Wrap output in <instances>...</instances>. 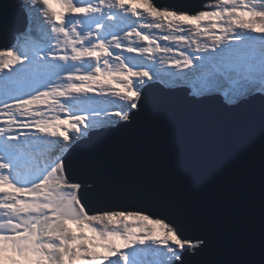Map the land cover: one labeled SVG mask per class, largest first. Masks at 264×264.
Wrapping results in <instances>:
<instances>
[{
    "label": "snow or ice",
    "instance_id": "obj_1",
    "mask_svg": "<svg viewBox=\"0 0 264 264\" xmlns=\"http://www.w3.org/2000/svg\"><path fill=\"white\" fill-rule=\"evenodd\" d=\"M21 7L30 24L0 48V264H184L206 241L151 210H93L65 154L91 129L132 122L142 86L161 74L157 58L194 99L264 98V0H208L194 12L154 0Z\"/></svg>",
    "mask_w": 264,
    "mask_h": 264
},
{
    "label": "water",
    "instance_id": "obj_2",
    "mask_svg": "<svg viewBox=\"0 0 264 264\" xmlns=\"http://www.w3.org/2000/svg\"><path fill=\"white\" fill-rule=\"evenodd\" d=\"M164 1L189 12L208 2ZM21 25L11 0H0V48ZM142 90L141 108L128 126L119 121L90 132L65 154L70 174L84 182V200L93 210H151L183 237L206 241L195 254H184V264H259L264 98L227 105L221 95L194 99L186 89L157 82ZM202 248L204 255L196 257Z\"/></svg>",
    "mask_w": 264,
    "mask_h": 264
},
{
    "label": "rangeland",
    "instance_id": "obj_3",
    "mask_svg": "<svg viewBox=\"0 0 264 264\" xmlns=\"http://www.w3.org/2000/svg\"><path fill=\"white\" fill-rule=\"evenodd\" d=\"M26 2V0H13L12 1V4L15 6V7H17V9H20V10H23V15H24V28L26 27V23H27V25H28V23H30V21H29V19H27V16H26V14H25V9H23L22 7H21V5L23 4V3H25ZM42 5H38V6H36V7H41ZM40 14H42L43 15V13L41 12ZM15 31H11L10 33H11V37L14 39V42H16L17 41V38H18V35L16 34V33H14ZM158 34V33H157ZM12 42V41H11ZM13 42V43H14ZM12 46V45H11ZM7 47H10V44L7 46ZM192 87H193V85H188V89H189V91H191L192 90ZM111 125V124H110ZM107 127H108V125L106 126V125H104V126H102V127H99V128H96V129H91V130H93V131H101V130H105V129H107ZM100 129V130H99ZM79 140V139H78ZM150 226H152V227H158V226H155V225H150ZM193 241H196V240H193ZM188 253H192L191 251H189Z\"/></svg>",
    "mask_w": 264,
    "mask_h": 264
},
{
    "label": "trees",
    "instance_id": "obj_4",
    "mask_svg": "<svg viewBox=\"0 0 264 264\" xmlns=\"http://www.w3.org/2000/svg\"><path fill=\"white\" fill-rule=\"evenodd\" d=\"M154 3H158L161 6H167L168 5V3L165 2L164 0H154ZM10 37H11V33L7 35V39L10 40ZM100 204L106 205V202H101ZM203 255H204V248H202L200 251H198V253H196V257L203 256Z\"/></svg>",
    "mask_w": 264,
    "mask_h": 264
},
{
    "label": "clouds",
    "instance_id": "obj_5",
    "mask_svg": "<svg viewBox=\"0 0 264 264\" xmlns=\"http://www.w3.org/2000/svg\"><path fill=\"white\" fill-rule=\"evenodd\" d=\"M11 2H12V1H11ZM223 101H224V103L227 104V105H233V104L228 103L225 99H223ZM127 210H130V209H127ZM131 210H136V209H131ZM153 218H164V219H165L164 216H157V215H154V214H153ZM184 238H185V239H190V240H197V239H193V238H190V237H187V236H184ZM189 254H190V253H189ZM191 254H193V253H191Z\"/></svg>",
    "mask_w": 264,
    "mask_h": 264
},
{
    "label": "bare ground",
    "instance_id": "obj_6",
    "mask_svg": "<svg viewBox=\"0 0 264 264\" xmlns=\"http://www.w3.org/2000/svg\"><path fill=\"white\" fill-rule=\"evenodd\" d=\"M36 6H38V5H36ZM42 7V6H41ZM30 15V14H29ZM40 15V20H41V22H43V19H44V17H43V15L42 14H39ZM27 19H29L28 17H27ZM174 71H177V70H174ZM161 75H163V74H161ZM164 76V75H163Z\"/></svg>",
    "mask_w": 264,
    "mask_h": 264
}]
</instances>
